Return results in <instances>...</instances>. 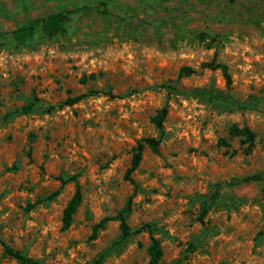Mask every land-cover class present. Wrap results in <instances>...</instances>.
Here are the masks:
<instances>
[{"label": "rangeland", "instance_id": "1", "mask_svg": "<svg viewBox=\"0 0 264 264\" xmlns=\"http://www.w3.org/2000/svg\"><path fill=\"white\" fill-rule=\"evenodd\" d=\"M0 237L38 264H149L152 238L163 264H264V0H0Z\"/></svg>", "mask_w": 264, "mask_h": 264}, {"label": "trees", "instance_id": "2", "mask_svg": "<svg viewBox=\"0 0 264 264\" xmlns=\"http://www.w3.org/2000/svg\"><path fill=\"white\" fill-rule=\"evenodd\" d=\"M70 13H73L72 11H62L60 13L53 14L45 19H36L33 20L28 26L21 27L17 30L12 31L10 34L12 35V38L18 41H24L28 38H31V36L34 34L36 29L39 27V23L41 21H45L48 24V27H50L51 32H58L62 30L61 22L66 18L67 15ZM205 67H208L212 70H221L224 78L226 80V83L228 86L232 84V77L229 71V67L224 63L217 62V59L214 58L211 62H208L204 65ZM194 73V71L190 68H183L180 76H190ZM82 97H76L73 99H69L66 104L67 105H73L77 103ZM168 116V109L167 107H164L159 111L156 117H154L153 122L156 125V127L160 130L163 129L164 121ZM236 133H238L237 129H234ZM245 133L249 136V139L253 140V135L248 130L245 131ZM146 146H149L155 150L158 149L159 141L156 139H146L143 142H140L136 149L135 154L132 159V163L130 168L126 172V179L130 180L131 175L138 169L140 166L142 159H143V152L146 148ZM82 203V194L80 189L78 188L72 199L67 204V207L64 210V216H63V222L65 227H69L73 221V217L76 214L78 208L80 207ZM98 228V227H96ZM121 230L124 236L130 235L131 231L126 223V220L123 216H121ZM141 229H137L135 232H140ZM0 242L4 245L5 250L8 255L16 258L18 261H20L22 264L30 263V264H38V262L33 261L24 255H22L20 252L14 250L12 247H10L8 244L2 241L0 237ZM148 253L150 255V262L149 264H163L162 263V257H163V249L161 246L160 241L157 238H152L151 246L148 249Z\"/></svg>", "mask_w": 264, "mask_h": 264}]
</instances>
